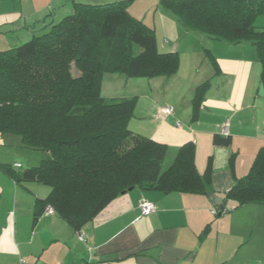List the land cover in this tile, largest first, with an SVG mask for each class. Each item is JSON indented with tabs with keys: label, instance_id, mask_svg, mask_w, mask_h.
I'll list each match as a JSON object with an SVG mask.
<instances>
[{
	"label": "trees",
	"instance_id": "1",
	"mask_svg": "<svg viewBox=\"0 0 264 264\" xmlns=\"http://www.w3.org/2000/svg\"><path fill=\"white\" fill-rule=\"evenodd\" d=\"M132 3L74 0L70 15L47 23L30 41L0 51V135L17 136L23 148L45 153L39 166L23 173L0 165L18 183L50 189L35 205V224L51 207L79 234L130 189L213 191L210 165L198 172L193 143L180 147L165 165L168 146L129 127L137 98L107 100L101 94L105 74L150 79L178 72L179 54L159 52L154 29L131 15ZM159 5L184 31L235 45L251 43L264 89V29L255 25L264 15V0H160ZM198 89L195 108L203 101ZM213 143L230 147L231 137L215 135ZM226 198L235 208L264 206V147Z\"/></svg>",
	"mask_w": 264,
	"mask_h": 264
},
{
	"label": "crops",
	"instance_id": "2",
	"mask_svg": "<svg viewBox=\"0 0 264 264\" xmlns=\"http://www.w3.org/2000/svg\"><path fill=\"white\" fill-rule=\"evenodd\" d=\"M133 6L129 9L131 15L154 29L159 52L178 53L175 44L181 38L188 39L191 32L181 29L165 10L154 9L150 25ZM33 24L36 28L41 20L34 19ZM238 47L241 46H226L227 51L221 55L206 48L212 71L207 66L202 75L230 79L232 74L241 72L243 60ZM230 59L236 60V66L229 64ZM190 66L186 63L185 68L189 70L184 72L189 79L181 78L186 84L183 90L179 82L171 86L182 75L179 59L178 72L171 77L148 79L105 74L101 94L110 88L113 92L107 93L105 99H131L127 93L121 95L120 86L127 90L130 87L129 93L136 94V98H141L139 94L144 90L147 96L148 90L163 94L162 102L149 97L145 106L137 103L135 113H140L142 125L135 127L133 118L129 125L131 131L166 144L168 163L180 147L193 143L198 172L204 174L210 165L213 191L192 195L134 189L113 201L85 226V240L81 241L55 211L45 212L34 223L35 205L39 199L47 198L48 187L44 190L38 183H18L0 170V264H18L21 260L27 264H246L254 257L259 258L253 251L264 245V206L235 208L226 196L236 181L248 175L264 147V101L258 104L257 98L235 99L234 85H216L213 86L215 99L204 97L195 108L197 87L207 77L193 79ZM164 104L172 106L173 115L163 113L168 107ZM227 123L231 146L216 147L214 137L222 135ZM14 144L21 146L20 140ZM2 164L13 168L15 164L21 165L16 168L19 173L28 170H23V163L13 159L0 158ZM144 200L156 205L154 214L142 216L140 204ZM221 205L225 212L220 215Z\"/></svg>",
	"mask_w": 264,
	"mask_h": 264
},
{
	"label": "rangeland",
	"instance_id": "3",
	"mask_svg": "<svg viewBox=\"0 0 264 264\" xmlns=\"http://www.w3.org/2000/svg\"><path fill=\"white\" fill-rule=\"evenodd\" d=\"M73 1L74 0H30L26 2L25 0H0V51L13 46L22 45L30 41L34 35L42 33V28L47 23L51 21L59 22L61 19L70 15L73 9ZM75 1H79L84 4L99 5L113 3L118 0ZM132 1V4L134 5L133 10H137V13L138 15H140V17L148 19L147 23H149L150 25H152L154 12L156 11L154 9L165 10L161 7V5H159L160 0ZM165 12L167 13L166 10ZM34 19L41 20V25L36 28H33L34 25H36L33 24ZM255 25L259 30L264 29V15H261L257 19ZM217 42L210 37L196 32H191L188 36V39L181 38V40H179L175 44V47L178 48L177 51L179 53L182 75L177 77V79H175L176 81H173V83H171V86H174L176 82H179V86L181 87V89H184L186 85L185 80L184 83L181 80L183 78L186 80L189 79V75L187 76L184 73L189 70L185 68L186 63H188L191 64L190 76H192L193 79H195L196 77H200L199 79L207 77L205 78V80H202V82H200L197 87V89L199 88L198 94H202L203 98L205 97L206 99L208 96L210 100H214V93L216 87H214L213 93V86L226 85V87H229L227 85L230 84L234 85L235 90L233 97L235 99L243 98L244 100H246V98L249 97V101L251 100V98H257L258 104L259 102H263L264 89L260 83L262 65L259 59V55L258 53H256V48L251 43H244L243 45H238L241 47H238L237 50L242 53L241 58L244 62L241 63V72L238 71L237 73L232 74L230 76V79H225L220 75H217L215 77L213 74L209 76L202 75V73H204L203 71H205V67L208 68L207 66H209L211 70L210 63H208V60L205 55L206 48L215 50L217 54L221 55L227 51V49H225L226 46H235V44L231 42ZM224 62L225 61L223 60V63ZM230 62L234 63L233 66H236V60H229V64L232 66ZM233 70L235 72L237 71L235 69ZM210 77H212L213 79L210 80ZM114 82L115 81H111V83ZM124 88L125 86H120L121 95L127 93V95H131L132 98L136 97V94L129 93L128 90H130V87L128 88V90L127 88ZM109 92H113V90H110V88L107 90L106 88L104 91V95L102 94V96L105 98V95ZM148 92L150 93L149 96H147V92L145 90L139 94L141 98H137V103H141V106H145L146 103H149V97L156 98L160 102L164 100L163 94L158 93L155 90L154 93H151L150 90H148ZM231 94H233V92ZM215 97L217 99L218 96L215 95ZM165 106L169 107L170 105ZM133 118L135 119L134 126L141 127L142 119H140V113H134ZM15 141H19V137L14 135L2 137L0 135L1 159H13V162L20 161L21 163H23L22 165H24L23 170L30 169L32 167H37L41 164L44 152L26 149L19 145L17 146L14 144ZM206 157L207 155L204 154V160L206 159ZM167 163L168 161H165V165H167ZM199 164L201 165L200 159ZM41 188L46 190L47 187L43 186ZM253 252L254 255L258 254L259 258L256 259L254 257L252 262L246 264H264V258H260L261 255L264 253V245H261L259 249L254 250Z\"/></svg>",
	"mask_w": 264,
	"mask_h": 264
},
{
	"label": "built area",
	"instance_id": "4",
	"mask_svg": "<svg viewBox=\"0 0 264 264\" xmlns=\"http://www.w3.org/2000/svg\"><path fill=\"white\" fill-rule=\"evenodd\" d=\"M163 113L167 116H171L174 114V109L172 107H165L163 109ZM178 126H180L178 124ZM222 135L223 136H228V123L224 126L223 130H222ZM21 165L19 164H15V168H20ZM140 210H141V214L143 217H146V216H150L152 214H154L157 210L156 208V205L154 203H151L149 201H142L141 204H140ZM54 210L49 207L47 208V211L46 212H53ZM213 214L215 215L216 214V211H213ZM79 239L81 241H84L85 240V234L84 232H80L79 234H77ZM18 264H27L24 260H21Z\"/></svg>",
	"mask_w": 264,
	"mask_h": 264
},
{
	"label": "water",
	"instance_id": "5",
	"mask_svg": "<svg viewBox=\"0 0 264 264\" xmlns=\"http://www.w3.org/2000/svg\"><path fill=\"white\" fill-rule=\"evenodd\" d=\"M134 189H130L128 192H126V193H123L122 195H125V194H127V193H130V192H132ZM221 203V200H219L218 199V204H220ZM224 210V206H220V211H223ZM220 215H221V213H220Z\"/></svg>",
	"mask_w": 264,
	"mask_h": 264
}]
</instances>
